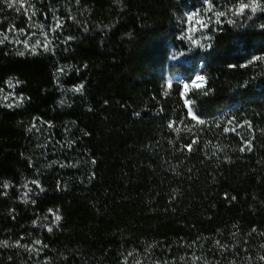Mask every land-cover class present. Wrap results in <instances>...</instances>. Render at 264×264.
<instances>
[{
    "label": "trees",
    "instance_id": "1",
    "mask_svg": "<svg viewBox=\"0 0 264 264\" xmlns=\"http://www.w3.org/2000/svg\"><path fill=\"white\" fill-rule=\"evenodd\" d=\"M54 3L76 6L79 19L49 51L0 49V89L18 81L24 98L0 101V240L13 245L45 220L36 233L44 264H264V71L254 60L264 30L218 29L208 49L172 64L187 49L182 11L203 0ZM39 9L51 18L56 7ZM0 16L10 17L2 3ZM167 75L205 78L187 96L205 124L188 115L181 84L165 86ZM222 116L243 125L239 135L219 126ZM38 123L74 137L87 174L46 169L55 158L39 157ZM248 140L252 150L241 151ZM32 181L43 191L28 210L6 196Z\"/></svg>",
    "mask_w": 264,
    "mask_h": 264
},
{
    "label": "rangeland",
    "instance_id": "2",
    "mask_svg": "<svg viewBox=\"0 0 264 264\" xmlns=\"http://www.w3.org/2000/svg\"><path fill=\"white\" fill-rule=\"evenodd\" d=\"M46 2L48 5L55 6L56 9L50 14L46 16L42 14L39 9V4ZM55 0H24V6L20 7V4L17 3L12 7H9V0H0V3L4 5L6 9V13L10 14V17L0 16V39H3V35L6 34L8 39L4 41V43L0 44V49L4 46L10 47L11 49L18 52H31L30 47L35 43V41H40V47L36 49L38 51L40 48H43V44L45 43L44 33H47V40L50 44L60 36V34L65 30L68 24L77 25L79 15H77V7L70 4L65 3L64 5L56 6L57 3H54ZM234 0H216L214 3L217 5L218 10H225L232 6ZM17 7H20V11H17ZM204 3L201 4L195 10L185 8L182 11V15L180 17V23L182 27V37L186 35H192L193 40L198 41L197 44H193L192 41L187 39H182L185 43L186 50L174 51L172 53L170 62L172 64H179L186 61H189L199 51H205L209 48L210 38L213 31H217L221 28H231L235 29L238 32L244 31H261L264 28H261L260 25L264 24V12H257L255 15H252L251 19H247L244 16L236 17L231 16L221 18L222 23H215V17H212V21L208 20L209 16H212V13H205L203 11ZM25 9L27 11H25ZM201 10L199 17H194L192 21L188 20L186 14H190L192 12ZM249 15L251 13L249 12ZM30 17V18H29ZM203 18L204 23L207 27H201L197 21ZM235 20V24H228L227 19ZM57 20L61 22V27L56 29ZM46 21H49V25H46ZM2 24H5L4 29ZM194 29L193 32L189 33V29ZM10 29H15V31H10ZM23 29L25 34H21L20 30ZM52 29H56L52 31ZM31 37L28 39V37ZM19 39L21 43H15V41ZM28 39L29 48H25L23 41ZM49 44V45H50ZM50 48V46H49ZM259 62V68L264 71V61H256ZM203 69V65L200 66L199 71ZM171 81L172 87L175 84H181L182 86L187 83L183 81L179 76L175 75H167L165 77L164 84L167 87V84ZM204 82V81H203ZM15 85V87H9V83L5 85V87L0 92V101L5 105H12V107H19L23 104V100H20V97L17 95V83L11 82ZM190 83V82H189ZM206 82H204V86ZM207 86V85H206ZM205 86V87H206ZM170 87V88H172ZM169 88V87H167ZM75 92L70 90L69 94H76ZM182 96L184 100L187 98L189 92H185L184 88L182 90ZM4 97H7L5 99ZM218 124L220 127L224 126V128L231 129L235 125H238L234 119L229 118V116H222L218 120ZM233 135H239V127L236 128V131H228ZM34 140L37 143V152H41L39 157L44 162L48 161V158H55V165H47V168H51L53 166H59L62 171V175L70 174L71 170L80 171L84 174H87L90 170V163L84 156L75 149V140L72 135L66 133L63 137V140H59L57 138V131L46 124L38 123L33 128ZM63 157V159H62ZM62 159V160H61ZM74 178V177H73ZM41 191V188L32 182L26 183L23 187L18 188L17 190H11L7 188L5 190L6 196L12 195L16 198L18 202L27 208L32 203L33 196ZM45 227V220H41L40 222H35L29 225L26 229V232L23 233L16 242H13V245L9 242L4 243V241L0 240V250L4 249L11 254L6 256V259L1 257L0 252V264L4 262L11 264H44V255L43 251H41L40 244H37L36 241V233L43 230ZM13 252H16L13 254Z\"/></svg>",
    "mask_w": 264,
    "mask_h": 264
},
{
    "label": "snow or ice",
    "instance_id": "3",
    "mask_svg": "<svg viewBox=\"0 0 264 264\" xmlns=\"http://www.w3.org/2000/svg\"><path fill=\"white\" fill-rule=\"evenodd\" d=\"M19 3L20 4V7H23L24 6V0H9V7H12L13 5ZM203 3H204V8H203V11L205 13H212V16H209L208 17V20L211 22L212 21V17L214 16L215 17V23H222L223 21L221 20V18H225V17H229V15L231 16H236V17H240V16H244L246 17L247 19H251L252 18V15H255L257 12H264V2H262V0H234V2L232 3V6L229 7V8H226L225 10H218L217 9V5L214 3V0H203ZM20 7H17V11H20ZM25 11H27L25 9ZM200 12L201 10L198 9L197 11L195 12H192L190 14H186L187 17H188V20L189 21H192L194 17H199L200 16ZM249 12L251 13V15H249ZM30 18V17H29ZM228 24H235V20L233 19H227L226 21ZM197 23H199L201 25V27H207V25L204 23V20L203 18L199 19L197 21ZM61 27V22L59 20H57V23H56V29L60 28ZM261 28H264V24L260 25ZM56 29H52V31H55ZM10 31H15V29H10ZM194 29H189V33L193 32ZM21 34H25L24 33V30L21 29L20 30ZM44 36H45V43L43 44V50L44 51H49V44L50 42L47 40V33H44ZM31 37L29 36L28 39H30ZM8 37L6 34L3 35V39H0V44L4 43L5 40H7ZM28 39H25L23 41V44H24V47L25 48H29V44H28ZM181 39H187V40H190L192 41L193 44H197L198 41L196 40H193L192 38V35H186L184 37H181ZM15 43H21V41H19V39H17L15 41ZM40 41L37 40L35 41V43L30 47V51L35 54L36 53V49L38 47H40ZM210 47V45H208ZM20 55H24L23 52L19 53ZM254 60L256 61H264V56H257V57H254ZM249 63H252V61H249ZM232 67H235L234 65H232ZM58 71H63V69H58ZM204 77L203 76H200V75H197L195 77L194 80H192L190 83H185L183 85V88L185 90V92H192V91H200L203 89L204 87V84H203V81H204ZM17 83H19L17 81ZM9 87H15L14 84H12L11 82H9ZM83 84L79 85L78 87L74 88L73 91L75 92H80L82 89H83ZM167 87H172V84H171V81L169 80L168 84H167ZM0 91H2V89H0ZM205 95H207V92H204ZM5 99H7V97H4ZM24 98L23 97H20V100L22 101ZM194 102L190 99H185V107L187 108V111H188V115L191 117L192 120L196 121L197 122V125H203L205 124L206 122L201 119L198 115H196V111H195V108H194ZM9 107H12V105H8ZM243 125H235L234 127H232L231 129L229 128H225L224 131L225 132H228V131H236V128L237 127H242ZM249 128H251V124L248 123L247 125ZM169 128H172L174 131L176 132H179L180 129L178 127H175V122H170L169 123ZM191 129H189L190 131ZM196 141L193 140L191 144H188L186 145V149L188 151H192V145L195 144ZM245 148L248 150V151H251L252 150V143L250 140L246 141L245 142V145L244 147H242L240 150L241 151H244ZM93 163H95V161H93ZM32 183L34 184H37V186L39 187V183L38 181H32ZM5 188L8 187V185H4ZM41 191H43V189H41ZM6 194V193H5ZM234 199V198H233ZM53 215L55 216V221L56 223L58 224L59 221L61 220V216L58 215V214H55L53 213ZM49 232L52 231V228L51 227H48L47 229ZM6 243V242H4ZM37 244L41 243L40 241H36ZM198 259V258H197ZM262 260H264V257H261Z\"/></svg>",
    "mask_w": 264,
    "mask_h": 264
},
{
    "label": "bare ground",
    "instance_id": "4",
    "mask_svg": "<svg viewBox=\"0 0 264 264\" xmlns=\"http://www.w3.org/2000/svg\"><path fill=\"white\" fill-rule=\"evenodd\" d=\"M203 84H204V82H203Z\"/></svg>",
    "mask_w": 264,
    "mask_h": 264
},
{
    "label": "built area",
    "instance_id": "5",
    "mask_svg": "<svg viewBox=\"0 0 264 264\" xmlns=\"http://www.w3.org/2000/svg\"><path fill=\"white\" fill-rule=\"evenodd\" d=\"M205 82V81H204Z\"/></svg>",
    "mask_w": 264,
    "mask_h": 264
}]
</instances>
